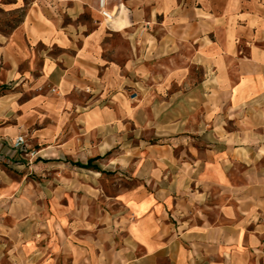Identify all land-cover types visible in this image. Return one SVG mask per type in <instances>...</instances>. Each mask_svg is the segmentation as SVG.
I'll use <instances>...</instances> for the list:
<instances>
[{
  "label": "rangeland",
  "instance_id": "obj_1",
  "mask_svg": "<svg viewBox=\"0 0 264 264\" xmlns=\"http://www.w3.org/2000/svg\"><path fill=\"white\" fill-rule=\"evenodd\" d=\"M0 129V264H140V227L263 205L264 0H0Z\"/></svg>",
  "mask_w": 264,
  "mask_h": 264
},
{
  "label": "crops",
  "instance_id": "obj_2",
  "mask_svg": "<svg viewBox=\"0 0 264 264\" xmlns=\"http://www.w3.org/2000/svg\"><path fill=\"white\" fill-rule=\"evenodd\" d=\"M10 131L0 129V135ZM257 202L249 190L239 203L220 207L227 209L216 218L168 227L165 240L159 227H140L138 262L154 264L167 249L169 264H264V203Z\"/></svg>",
  "mask_w": 264,
  "mask_h": 264
},
{
  "label": "built area",
  "instance_id": "obj_3",
  "mask_svg": "<svg viewBox=\"0 0 264 264\" xmlns=\"http://www.w3.org/2000/svg\"><path fill=\"white\" fill-rule=\"evenodd\" d=\"M100 4L101 6H105V0H100ZM116 10L117 8L115 7L114 9L105 12V16L111 18L113 15H115ZM25 142H26L25 136L19 134L11 138L10 144L15 150H21L23 149V145L25 144Z\"/></svg>",
  "mask_w": 264,
  "mask_h": 264
},
{
  "label": "trees",
  "instance_id": "obj_4",
  "mask_svg": "<svg viewBox=\"0 0 264 264\" xmlns=\"http://www.w3.org/2000/svg\"><path fill=\"white\" fill-rule=\"evenodd\" d=\"M21 22H22V19L19 20L18 23H16L15 27H17L19 25V23H21ZM95 159H96V157L95 158H90L86 163H78V166L83 167V168H92V167H94L92 165V163H93V161Z\"/></svg>",
  "mask_w": 264,
  "mask_h": 264
}]
</instances>
